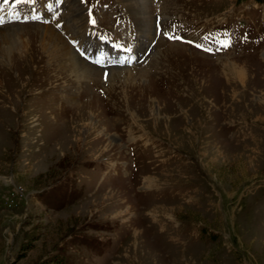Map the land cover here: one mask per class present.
Returning a JSON list of instances; mask_svg holds the SVG:
<instances>
[{"label":"rangeland","instance_id":"374dc122","mask_svg":"<svg viewBox=\"0 0 264 264\" xmlns=\"http://www.w3.org/2000/svg\"><path fill=\"white\" fill-rule=\"evenodd\" d=\"M149 1L156 38L115 66L152 78L106 81L73 45L95 41L90 5L105 33L129 27L138 43L124 0L0 24L28 43L51 24L104 69L83 81L28 64L1 135L0 264H264V0ZM172 19L181 39L156 30ZM100 41L91 54L113 39Z\"/></svg>","mask_w":264,"mask_h":264},{"label":"bare ground","instance_id":"6f19581e","mask_svg":"<svg viewBox=\"0 0 264 264\" xmlns=\"http://www.w3.org/2000/svg\"><path fill=\"white\" fill-rule=\"evenodd\" d=\"M76 1L77 0H70V2L72 3ZM124 2L126 3L128 10L130 11V13L132 14L135 20L134 27L139 32L138 34L134 36H136L137 39L138 38L139 39H138V43L134 42L132 46L127 45V43H123V45H127L131 47V49L130 47H126V51H123L122 49L116 48L114 46L110 47L107 44L106 50H104L103 52L101 51V53L96 52L92 54L93 56L100 57L103 61H106L112 65V66H109L110 68L105 70L108 73L106 76V79H107L106 81H110L116 75L118 77H121L122 75H125V76L127 75L128 78L129 76L134 77V75L140 78L141 77L147 78L149 76L148 74L153 69L152 67H151L152 69L151 68L143 69L139 67L138 69L134 68L136 69V72H135L136 74H134V72H132V68L128 65H124L120 67V66H115L112 64V60H117V62L122 65L126 61H129V58L132 56L137 58L138 55L141 54L140 52L143 49V45H146L152 42L156 34V31L153 26L155 24V20L153 18L154 14L152 12V4L150 3V1L149 0H124ZM66 7H68V4L65 6V8ZM79 20L81 21V19ZM152 20L154 21V24ZM82 22H84V20ZM86 24L84 23L85 26L84 25L83 26L86 27ZM73 26H75V24ZM19 28L20 27L18 24H4L0 26V53H2V55H0V64L7 67L3 74L4 77L0 79V144H2L1 142L4 143V137L2 136L3 137L2 139L1 135H6L8 133L7 132L8 129L10 130V127H11L10 120L13 116V114L11 115V113H13L14 110H17L15 101L19 98V95H18L19 89L21 90L20 91L21 93L23 91H26L24 90V88L29 85L28 81L30 79L33 81L35 78L34 76L31 77L32 75L30 76L27 71L29 63L33 62L34 64L35 63L37 64V62H39V65H42L43 68H45L48 71L56 72L57 76L59 75L61 76V78L62 76H64V74L65 75L68 74L69 76L70 75L74 76L75 79L77 80H83V81H86V79L90 80L92 77L98 74L101 76L100 73H102L101 71L104 70V69H101V68H98L92 65L91 63L81 58L79 54L75 51L74 47H72L71 44L67 41V39L63 36L64 33L62 34L61 32L57 31V29L51 26V24L36 26L38 35L36 34L32 38L30 43H28L27 40L22 38V34ZM38 29L41 30L42 37H40ZM80 35L81 34L78 35L79 41L84 42V44L87 47L86 50H88L89 52L92 50L90 46H93L94 44H98L99 42H101L100 38L97 41V39L94 36L93 38L95 41H92L93 39L91 40L92 37L89 34L88 35L84 34L85 38H80ZM131 36L133 37V35ZM157 43H155V45ZM155 45H154V50L152 52L154 53V55L158 51V48H156ZM157 45H159V43ZM174 45H177V44L169 43L168 45L169 48L167 50V53H170V51L172 50L171 47ZM177 46L178 48L187 47V45H183V46L177 45ZM232 46L234 45H231V47ZM115 48L118 51L115 50ZM17 49L18 51L12 54V50H17ZM107 50H110L109 51L110 54L108 55H106ZM179 53H182V52L179 51ZM228 69H230L229 71H232V70H236L237 67L228 66ZM37 72H38V69H37ZM153 72L155 73L154 69H153ZM149 77L152 78L151 76Z\"/></svg>","mask_w":264,"mask_h":264},{"label":"snow or ice","instance_id":"6c2138e0","mask_svg":"<svg viewBox=\"0 0 264 264\" xmlns=\"http://www.w3.org/2000/svg\"><path fill=\"white\" fill-rule=\"evenodd\" d=\"M5 3L8 2V0H4ZM17 3L20 2H25V0H16ZM26 2H34V0H26ZM94 22V21H93ZM170 39H181L180 37H176V36H169ZM199 47V45H197Z\"/></svg>","mask_w":264,"mask_h":264}]
</instances>
